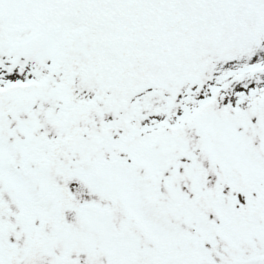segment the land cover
I'll return each instance as SVG.
<instances>
[{"label":"snow or ice","instance_id":"1","mask_svg":"<svg viewBox=\"0 0 264 264\" xmlns=\"http://www.w3.org/2000/svg\"><path fill=\"white\" fill-rule=\"evenodd\" d=\"M0 264H264V0H0Z\"/></svg>","mask_w":264,"mask_h":264}]
</instances>
